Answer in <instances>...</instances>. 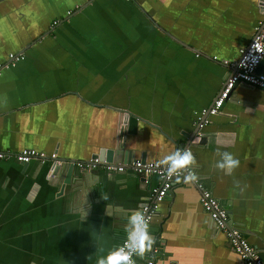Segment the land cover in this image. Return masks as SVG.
I'll list each match as a JSON object with an SVG mask.
<instances>
[{"label": "crops", "instance_id": "obj_1", "mask_svg": "<svg viewBox=\"0 0 264 264\" xmlns=\"http://www.w3.org/2000/svg\"><path fill=\"white\" fill-rule=\"evenodd\" d=\"M256 3L0 0V64L24 55L1 72L0 151L34 149L59 162L0 161V264H96L157 180L72 163L117 147L108 163L159 162L181 145L264 264V92L236 85L197 142L193 123L250 43ZM127 113L139 119L134 134L120 130ZM217 150L239 160L230 174L215 167ZM149 231L157 264H241L183 178Z\"/></svg>", "mask_w": 264, "mask_h": 264}, {"label": "built area", "instance_id": "obj_2", "mask_svg": "<svg viewBox=\"0 0 264 264\" xmlns=\"http://www.w3.org/2000/svg\"><path fill=\"white\" fill-rule=\"evenodd\" d=\"M257 8L260 13V21L254 29V34L250 43L240 50L237 61L231 63L234 71L230 73L222 83L221 90L212 102V104L202 109L194 119V126L197 130L195 141L197 142L201 136V131L210 122V117L217 115L225 101L230 97L231 92L238 84H247L264 92V76L256 73V68L264 56V0H257ZM59 21H54L53 26ZM24 59L23 53H9L7 59L0 64V76L4 69L16 66ZM227 64V62H224ZM194 143V141H192ZM177 149H187L190 151V145L179 146ZM13 160L20 164H29L32 161L46 163L52 161L53 166L59 164L56 154L45 155L43 152L34 149H21L18 151H0V161ZM81 170L93 171L103 170L108 174L124 173L130 171L136 179L149 183L152 177H156V185L150 189L147 201L138 209L144 213L147 223L150 225L151 220L156 214L158 205L164 201L168 195L175 178H165V166L159 162H143L141 160H132L126 164H113L99 160L97 157L89 159L85 162L72 163ZM192 171L196 174L194 169ZM54 174V169L50 170V176ZM197 176V174H196ZM198 177V176H197ZM180 178H183L181 175ZM198 192L199 203L203 211L209 216L215 229L222 233L228 242L229 247L234 251L240 259L241 264H263L258 252L244 238L241 232L229 223L228 213L219 203V201L211 194L199 179L192 183ZM125 237L122 239V245ZM159 248L154 244L148 249L143 257H133L136 264H157Z\"/></svg>", "mask_w": 264, "mask_h": 264}, {"label": "clouds", "instance_id": "obj_3", "mask_svg": "<svg viewBox=\"0 0 264 264\" xmlns=\"http://www.w3.org/2000/svg\"><path fill=\"white\" fill-rule=\"evenodd\" d=\"M219 159L215 163L217 169L231 173L239 166V160L232 153L217 150ZM159 163L165 166V178H175L179 182L183 175L184 183H195L198 179L192 171L195 164L192 153L187 149H177L165 155ZM104 200L108 197L105 195ZM106 214L107 209L105 210ZM125 239L120 246L109 250L105 255H100L96 259V264H136L133 257H143L145 252L153 244V236L149 231L144 213L142 211H130L125 215Z\"/></svg>", "mask_w": 264, "mask_h": 264}, {"label": "water", "instance_id": "obj_4", "mask_svg": "<svg viewBox=\"0 0 264 264\" xmlns=\"http://www.w3.org/2000/svg\"><path fill=\"white\" fill-rule=\"evenodd\" d=\"M256 73L264 76V56H263V59L261 60V62L259 63V65L256 68ZM0 78H1V76H0ZM138 121H139L138 118H136L135 116H133L130 113H127L126 119L124 120L123 126L121 127L120 130H122V132H124V130H125V132H127V133H133L134 134L135 130H136V127H137V124H138ZM122 132H121V135H122ZM183 146L184 145H181V147H183ZM118 152H119L118 147L114 148V149H111V150L101 149L99 151L98 155L95 156V157H97L99 160H102V161L112 162L113 161V157ZM24 165H27V164H24ZM70 167L72 168V165H70ZM69 174H70V171H68L67 177H69ZM67 180H68V178H67Z\"/></svg>", "mask_w": 264, "mask_h": 264}]
</instances>
